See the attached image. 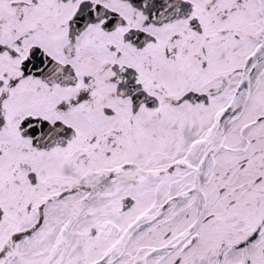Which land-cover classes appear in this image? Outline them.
I'll return each mask as SVG.
<instances>
[{"label": "snow or ice", "instance_id": "snow-or-ice-1", "mask_svg": "<svg viewBox=\"0 0 264 264\" xmlns=\"http://www.w3.org/2000/svg\"><path fill=\"white\" fill-rule=\"evenodd\" d=\"M0 264H264V0H0Z\"/></svg>", "mask_w": 264, "mask_h": 264}]
</instances>
